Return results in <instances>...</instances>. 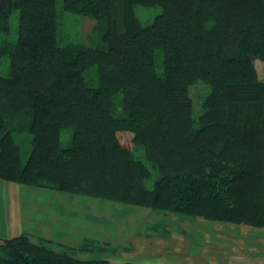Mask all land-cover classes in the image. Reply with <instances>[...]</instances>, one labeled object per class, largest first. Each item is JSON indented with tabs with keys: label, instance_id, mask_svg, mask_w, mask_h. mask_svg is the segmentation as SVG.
I'll return each mask as SVG.
<instances>
[{
	"label": "trees",
	"instance_id": "trees-1",
	"mask_svg": "<svg viewBox=\"0 0 264 264\" xmlns=\"http://www.w3.org/2000/svg\"><path fill=\"white\" fill-rule=\"evenodd\" d=\"M136 5L162 10L144 22ZM14 9L18 36L0 44L10 58L0 179L264 227V0H0V34ZM63 12L96 19L100 43L61 42ZM199 82L207 92L196 117ZM51 242L4 238L0 264H152L81 259L72 253L87 243L58 251Z\"/></svg>",
	"mask_w": 264,
	"mask_h": 264
},
{
	"label": "rangeland",
	"instance_id": "rangeland-1",
	"mask_svg": "<svg viewBox=\"0 0 264 264\" xmlns=\"http://www.w3.org/2000/svg\"><path fill=\"white\" fill-rule=\"evenodd\" d=\"M135 9L144 22H150L162 7L136 5ZM18 25L19 10L14 9L10 33L0 34V44L4 39L17 38ZM59 30L61 42L75 40L88 45L100 43L98 21L90 16L63 12L60 14ZM256 65L261 78H264V61L258 60ZM9 71V56L0 57V74H8ZM206 92V85L201 82L191 89L196 117L201 112ZM71 134L72 130L64 131L65 146ZM131 137V134L120 136L124 143H129ZM16 138L22 147V159L26 161L30 154L31 135L22 133ZM136 154L143 156V151L137 150ZM154 176L147 180L148 186H152ZM216 225L236 224L0 179V230L3 235L10 237L26 230L34 242H39L41 237L50 239L52 242L49 244L58 251H71L68 247L87 243V249L72 253L81 259L152 264L248 263L250 259H234L235 255L230 257L221 249L224 248V238H238L239 234L215 231L213 227ZM254 229L258 233L264 231V227ZM95 239L100 242L94 246L93 242H97ZM213 244L215 247L219 245L220 249L215 254H209L208 248Z\"/></svg>",
	"mask_w": 264,
	"mask_h": 264
},
{
	"label": "crops",
	"instance_id": "crops-1",
	"mask_svg": "<svg viewBox=\"0 0 264 264\" xmlns=\"http://www.w3.org/2000/svg\"><path fill=\"white\" fill-rule=\"evenodd\" d=\"M259 76H260V73H259ZM24 218H26V216ZM235 226H239V227H235ZM213 229L215 231L220 230V231H224L228 233L232 232V233L239 234L238 238L233 239V238L226 237L222 240L224 248H221V249H224L225 252L228 254V256L232 257L233 255H235L234 259H236V257H241V258L245 257L247 259H250L249 262L245 264H264V231L258 233L255 231L254 227L247 225V224L229 225V226L216 225L213 227ZM23 232H26L29 234V232L26 230L22 231L21 233ZM4 238H8V237H6L5 234L3 235V232L1 229L0 230V241ZM95 240L97 241V243L100 242L98 239H95ZM219 249H220L219 245H216L215 247L213 244L212 246H209L208 248V250H210L209 254H215V252L218 251ZM231 263L232 262L230 261L228 263L225 262L224 264H231Z\"/></svg>",
	"mask_w": 264,
	"mask_h": 264
}]
</instances>
